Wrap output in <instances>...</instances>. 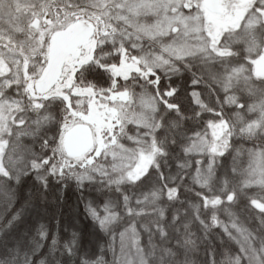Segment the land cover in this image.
Returning <instances> with one entry per match:
<instances>
[{"label": "snow or ice", "instance_id": "obj_1", "mask_svg": "<svg viewBox=\"0 0 264 264\" xmlns=\"http://www.w3.org/2000/svg\"><path fill=\"white\" fill-rule=\"evenodd\" d=\"M0 264H264V0H0Z\"/></svg>", "mask_w": 264, "mask_h": 264}]
</instances>
